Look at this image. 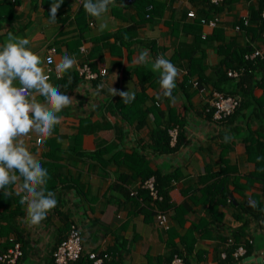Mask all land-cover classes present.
<instances>
[{"label": "crops", "instance_id": "crops-1", "mask_svg": "<svg viewBox=\"0 0 264 264\" xmlns=\"http://www.w3.org/2000/svg\"><path fill=\"white\" fill-rule=\"evenodd\" d=\"M51 2L0 0V30L27 37L46 68L52 69L50 82L75 99L59 113L63 119L52 137L42 144L35 136L26 138L30 151L48 170L46 186L55 193L56 207L39 225L29 226L25 206L19 203L21 197L14 194V188L7 189L12 195L0 190V250L8 237L21 236L23 254L15 264H56L51 251L75 221L81 231L82 253L107 251L118 264H167L174 253H180L184 264H241L253 255L264 261V218L251 216L240 206L243 200L251 201L253 193L264 204L261 185L257 181L247 187L235 185L246 183L254 167L245 137L250 131L255 134L259 126L264 128V114L240 115L234 128L205 111L211 87L181 84L189 54L194 51L197 55L200 48L195 45V32L185 24L199 16L194 0H157L150 16L134 1L116 0L102 18L108 25L102 32L80 0H63L55 23L48 24ZM255 2L224 4L217 12L220 19L215 27L200 21L201 37L203 32L211 37L219 28L229 44L264 45L258 34L254 37L253 32L235 27L248 17ZM190 10L195 16L187 15ZM217 13L203 18L208 20ZM149 29L159 30L155 39L146 38ZM219 43L208 38L202 46L206 75H215L222 57ZM51 49L55 61L63 55L77 60L63 79L58 80L55 68L45 61ZM143 49L149 50L151 60L162 54L180 70L173 91L175 103L164 97L156 99L159 73L152 72L150 64L132 65L133 57ZM83 63L97 74L88 78L80 73L78 67ZM102 68L106 73L100 74ZM262 74V68L258 69L257 78ZM99 85L104 87L98 90ZM111 85L118 91L134 92L135 99L125 104L119 95L112 97L108 92ZM253 92L264 98V80ZM169 109L183 118V137L175 147L179 126L170 123ZM166 125H177V132L172 137L167 131L172 148L160 150L153 144L152 131ZM220 133L231 134V142L225 143ZM148 169L167 176L166 206L153 201L140 184ZM221 178L227 181V199L212 205L209 198L215 189L211 184ZM159 208L167 214L166 229L156 223ZM235 235H239V244L248 240L249 250L226 258L234 242L227 240Z\"/></svg>", "mask_w": 264, "mask_h": 264}, {"label": "clouds", "instance_id": "clouds-1", "mask_svg": "<svg viewBox=\"0 0 264 264\" xmlns=\"http://www.w3.org/2000/svg\"><path fill=\"white\" fill-rule=\"evenodd\" d=\"M63 0L51 2L48 24H54L57 11ZM116 0H80L85 12L98 21V30L104 31L108 25L103 17L114 6ZM158 29L146 30L148 39L158 36ZM0 190L5 195H12L7 191L9 186L14 188V194L20 196L19 203L25 206V222L29 226L39 225L47 213L56 207L55 193L46 188L49 173L42 166L37 155L30 151L26 138L35 136L38 143H43L52 137L54 129L61 124L63 117L59 115L63 109L72 105L74 97L65 94L59 86L50 82L45 62L40 54L29 46L31 41L12 31L0 30ZM151 53L147 49L141 50L133 57L132 65L148 66L154 73H159L158 84L161 97L168 98L175 103L173 89L180 70L165 59L157 55L150 59ZM53 60H47L51 65ZM77 64L74 56L63 55L55 62V76L63 79L64 75ZM71 81V77H69ZM104 85H99L98 90ZM113 97L119 95L123 103H131L135 93L118 91L112 85L108 88ZM38 97L42 99H38ZM232 137L224 136V142H231ZM250 206H255L249 201ZM241 264H264L255 255L243 260Z\"/></svg>", "mask_w": 264, "mask_h": 264}, {"label": "trees", "instance_id": "trees-1", "mask_svg": "<svg viewBox=\"0 0 264 264\" xmlns=\"http://www.w3.org/2000/svg\"><path fill=\"white\" fill-rule=\"evenodd\" d=\"M232 0H221L219 3L215 4L212 3L211 0H194L195 6L198 8L196 9V12L199 16L195 17L194 21L191 23H185L187 24L186 27L188 30H193L195 32V45L200 46L199 53L196 55L194 51L189 54L188 57V63H187V69L183 75V78L181 80V84H187V85H193V78L196 79L197 88H202L204 86H209L214 90L220 91L224 95L232 94V95H238L240 97V102L236 106V108L229 113L228 115H225L221 117L223 124H229L233 125L234 128L239 123L237 120L240 119V115H248L252 112H258L257 114H264V111L262 110V103L264 102L263 97H256L254 95V87L256 85H259L264 80V59H261L259 57H253V58H247L246 54L251 52L253 49V46L251 43H243V44H229L224 41L223 36L220 35L219 32L222 33L221 29H214L211 37L205 36V38L201 37V27H200V21L207 20V17L203 16H210L213 13H217L224 4L230 3ZM134 3L142 6L143 8H146V15L150 16L153 8L156 6L157 0H134ZM151 6V7H149ZM264 8V0H256L254 6L251 7L250 12L248 14V22L246 24L243 23V20L239 22L240 27L245 28L247 32H253L254 37H257V34L262 36V31L264 29V17L261 15V11ZM143 17L145 18L144 14ZM190 26L191 29L188 27ZM186 29V28H185ZM208 38H216L222 44H218V53L222 55L221 59L219 60V65L216 67L214 71V76L212 75H206L205 74V63H204V57L205 52L203 49V45L206 43V40ZM197 51V50H196ZM228 68H241V73L238 77H231L227 74ZM262 68L263 74L260 76V78H257V70ZM187 90V89H186ZM174 91V89H173ZM170 111V117L169 121L170 123H178L179 126V133L177 137V141L175 142V145L172 147H175L179 143H181L182 137H183V118L177 117L176 114L172 111V109H169ZM205 111L208 113L209 116H212L213 118V108L209 107V105L205 106ZM248 112V113H247ZM175 116V117H174ZM177 117V118H176ZM218 119V120H220ZM142 120L143 117H142ZM243 121V120H242ZM245 121V119H244ZM246 122V121H245ZM170 124V125H172ZM169 125H166L164 127H156L152 131V138H153V144L154 146H158V149L160 150H168L172 147L169 145V135L167 133ZM177 126V125H174ZM255 134H250L245 137L247 141V153L250 159L254 162V167L252 170H250L247 174V181L246 183H240L237 182L235 185H238L239 187H247L251 185L253 182L257 181L261 185V193L264 197V128L259 126L255 131ZM222 135L223 139L225 134ZM231 136V134H228ZM160 140L161 143L158 145L157 141ZM155 175V176H154ZM149 176H153L155 180L156 187L158 188L159 193L162 195V199L159 201L162 205L163 202H166L168 199V189L166 188L167 176H159V173L156 171H152L148 169L146 173H143V176L141 178L140 184L143 183L144 179L148 178ZM52 185H55L54 183ZM227 181L225 182L224 179H219L214 181V184H211V189H215L214 193L210 195V202L213 205L216 201H225L227 199L228 190L227 189ZM48 186H46L47 188ZM52 187L47 188V190L51 191ZM220 193L221 196L216 195ZM254 202V207L249 205V201H241L240 206L241 209L251 216L258 217L262 216L264 218V204L262 202L261 197L258 194L253 193L252 197ZM228 199L232 201V198ZM167 205V203H166ZM165 204L163 206H166ZM165 209V208H163ZM165 211V210H164ZM247 220L243 221V224H246ZM70 224V223H69ZM11 229V225H8ZM69 226V225H68ZM68 227L65 230V233L61 239L64 238L66 231ZM241 234V233H240ZM239 236V235H238ZM237 235L233 238V243L229 246L227 249L226 258H229L231 255H233V251L238 245H243L244 252L246 250H249L248 240H243V244L240 243V238H238ZM60 239V240H61ZM235 239V240H234ZM7 242H5L4 247L1 248L0 251L5 250L7 247L12 245L14 241H19L21 243L22 247V238L19 237H13V238H7ZM59 240V241H60ZM58 241V242H59ZM56 245H54L53 249ZM247 247V248H246ZM52 249V250H53ZM107 255L103 259V264H118L117 259L111 257L107 251H105ZM243 252V253H244ZM52 253V251H51ZM23 254V253H22ZM101 254V253H100ZM180 254V253H179ZM22 256V255H21ZM235 256V255H234ZM239 256V255H238ZM91 259L87 254L82 253L80 257L76 260L77 264H90ZM5 264V263H0Z\"/></svg>", "mask_w": 264, "mask_h": 264}, {"label": "built area", "instance_id": "built-area-1", "mask_svg": "<svg viewBox=\"0 0 264 264\" xmlns=\"http://www.w3.org/2000/svg\"><path fill=\"white\" fill-rule=\"evenodd\" d=\"M221 0H211L212 3H219ZM151 7V6H149ZM187 15L195 16V12L190 10L187 11ZM261 15L264 17V8L261 11ZM220 16L217 14L213 15L211 18L206 20V24L215 27L218 24ZM248 22V17L243 19V23L246 24ZM236 28H240V25L235 26ZM206 33H202V37H205ZM262 36L264 37V29L262 31ZM247 58L259 57L264 59V45L256 46L252 49L251 52L246 54ZM52 59L53 63L49 66L55 68V60L53 58V49H51L48 54L45 56V61L47 62L48 59ZM80 73H82L86 77H93L97 73L92 71L88 63H83L81 66L78 67ZM227 74L231 77H238L241 73V68H228ZM106 73V69H100V74ZM196 84V80H194ZM240 102V97L238 95L227 94L224 95L220 91L211 89L210 95L208 97V105L209 107L213 108V118L220 119L221 117L228 115L231 113L236 106ZM262 110L264 111V102L262 104ZM169 134L174 137L177 132V127H171L168 129ZM38 142V141H37ZM142 186L147 189L150 196L152 197L153 201L161 200L162 195L159 193L158 188L156 187L155 180L153 176H149L148 178L144 179ZM253 201V200H251ZM156 223L159 227L166 229L168 227V218L167 214L164 210H160V208L156 211ZM233 241L232 237L228 238L227 242L231 243ZM83 252V244H82V237L79 225L72 221L66 234L63 239H61L52 250V257L56 264H77L76 260L80 257ZM244 252L243 245H238L233 254L238 256L239 254ZM23 250L21 247V243L19 241H14L12 245L7 247L5 250L0 251V263L5 264H15L18 258L22 255ZM101 253V254H100ZM107 255L105 251L96 252V251H89L88 256L91 259L90 264H103V259ZM225 255V253H223ZM167 264H184L183 257L178 254L174 253L170 258Z\"/></svg>", "mask_w": 264, "mask_h": 264}, {"label": "water", "instance_id": "water-1", "mask_svg": "<svg viewBox=\"0 0 264 264\" xmlns=\"http://www.w3.org/2000/svg\"><path fill=\"white\" fill-rule=\"evenodd\" d=\"M134 0H124V3L126 4H130L131 2H133Z\"/></svg>", "mask_w": 264, "mask_h": 264}]
</instances>
